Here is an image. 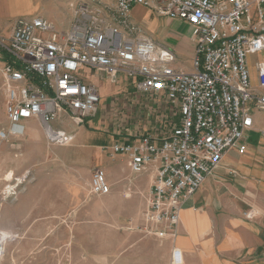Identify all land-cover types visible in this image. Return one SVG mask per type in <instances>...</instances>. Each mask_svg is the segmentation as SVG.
<instances>
[{"label": "built area", "instance_id": "obj_1", "mask_svg": "<svg viewBox=\"0 0 264 264\" xmlns=\"http://www.w3.org/2000/svg\"><path fill=\"white\" fill-rule=\"evenodd\" d=\"M134 5L191 28L192 71L173 67L174 53L132 19ZM70 7L66 34L36 16L15 20L8 36H0L8 122L0 142L23 136V122L34 119L49 146L72 144L75 132L64 123L81 127L98 108V89L87 81L90 74L102 73L112 83L123 76L137 92L161 96L177 113L175 127L161 143L147 136L138 144L114 143L108 154L126 156L136 176L153 173L140 230L174 237L183 205L228 150L246 152L243 134L253 129V114L264 113V60L254 64L255 86L247 62L248 56L264 52V0H111L108 11L79 1ZM11 180L8 193L13 195L30 173ZM109 192L105 171L94 168L89 196ZM251 217L248 212L246 218ZM172 258V264H180L177 250Z\"/></svg>", "mask_w": 264, "mask_h": 264}, {"label": "crops", "instance_id": "obj_2", "mask_svg": "<svg viewBox=\"0 0 264 264\" xmlns=\"http://www.w3.org/2000/svg\"><path fill=\"white\" fill-rule=\"evenodd\" d=\"M75 1L78 0H65L64 3L69 6ZM151 14L154 15L141 5H134L131 10L132 19L139 24L150 23ZM59 15L55 18L39 14L51 22L57 33L66 34L72 22V9L68 14L61 11L56 16ZM167 24L169 27L159 32L160 39L153 34L148 35L157 44L169 48L175 59L177 54L191 59V28L177 20L167 19ZM180 27H186L188 33L182 35ZM257 60H264V52L247 58L254 86L257 84L254 68ZM172 65L185 71L175 62ZM93 76L96 77L92 79ZM87 81L97 87L99 101L104 99L105 102L97 120L98 108L74 131L72 144L49 146L40 123L34 119L23 122V136L6 141L13 148L25 150L24 154L16 153L15 160L11 157L9 160L23 159L25 167L21 175L30 173V180L22 184L24 192L17 196V188L21 185L15 189V204L9 213L14 223L39 225L48 224L50 218H63L64 165L71 164L74 168L91 165L102 168L110 184V192L100 196L105 199L101 218L106 224H126L130 230L137 231L120 238L122 250L132 246V252L136 251L137 264H172L174 250L180 253V264H264V137L261 134L264 129L260 133L253 129L258 134L254 141L247 143L245 153L230 149L224 154L218 168L183 205L175 236L159 238L140 230L144 225L145 196L153 173L147 170L137 176L132 174L126 163L127 157H110L107 147L120 142L138 144L147 136L151 137V142L160 144V138L175 127L177 113H173L171 105L161 96L137 92L123 76L112 83L104 74L94 73L88 75ZM262 115H253V126L259 125ZM53 126L58 125L53 123ZM63 148L72 150V153H63ZM46 149H52L51 153L45 152ZM12 175L19 177L18 172L12 170L6 180H10ZM127 193L129 196L125 197ZM49 200L56 203L53 214L46 207ZM248 212L253 217L246 218ZM108 250L106 255L112 256L114 244L111 238ZM121 255L128 257L131 252ZM121 264L127 263L121 261Z\"/></svg>", "mask_w": 264, "mask_h": 264}, {"label": "rangeland", "instance_id": "obj_3", "mask_svg": "<svg viewBox=\"0 0 264 264\" xmlns=\"http://www.w3.org/2000/svg\"><path fill=\"white\" fill-rule=\"evenodd\" d=\"M79 1L90 2L95 7L103 8L104 11H108L111 5V0H102L100 3L78 0L75 3ZM64 2L65 0H0V13H3V16L0 17V36H8L14 21L20 18L31 19L39 16L40 13H44L48 17L59 18L60 15H56L61 11L68 14L72 8ZM149 22L148 24L141 23V26L146 34H153L157 39L161 38L160 30L169 27L167 18L155 14H151ZM179 30L182 35L188 33L186 27H180ZM175 64L187 72L192 70L191 59L183 55H176ZM95 77L93 76L92 79ZM119 79L121 80V76ZM2 84L3 80L0 76V131L7 128ZM99 92L102 94L101 89ZM104 102V99H100L95 120L100 117ZM259 113L261 114V112ZM256 114L253 115L256 116ZM261 120L259 125L253 126V129L258 133L264 129V113ZM63 127L75 132L79 128L73 127L67 122ZM253 129L244 132L242 140L246 143L254 141L257 136L258 133ZM51 151L52 149L45 150L48 153ZM62 152L69 154L72 153V150L63 148ZM16 153L21 155L25 153V150L19 147L13 148L6 141L0 142V233L6 234L7 232V235L13 237L10 242L6 243L7 241H5L6 244H3L1 248L0 264H121V261H125L127 264L138 263L139 258L135 256L136 251L132 252L130 249L132 246H127L122 250L120 242L121 237L125 238L126 235L137 231L130 230V226L126 224H106L105 219L101 218L104 211L102 207L105 203L104 197L89 196L88 194L90 174L94 168H97L91 165L84 168H74L71 164L64 165L65 209L63 218L60 220L55 217L50 218L48 224L39 225L14 223V218L12 216L10 218L9 213L11 206L15 204L16 196L8 193L12 185L11 179L14 177H11L10 181L6 180V176L12 170H16L19 177L25 173L21 175L25 167L23 159L9 160L10 157L15 160ZM32 153H35V150ZM21 192H24L22 185L17 188V196ZM46 205L47 210L50 209L52 214L55 213L56 203L54 201L49 200ZM110 238L114 244L112 256L106 255L109 252ZM123 252L125 254L131 252V256H122Z\"/></svg>", "mask_w": 264, "mask_h": 264}, {"label": "bare ground", "instance_id": "obj_4", "mask_svg": "<svg viewBox=\"0 0 264 264\" xmlns=\"http://www.w3.org/2000/svg\"><path fill=\"white\" fill-rule=\"evenodd\" d=\"M3 233H0V254H1V248H2L3 244L5 245L6 243L10 242L13 238L11 235H9V234L7 235V232H6V234H3ZM5 241H7V242L5 243Z\"/></svg>", "mask_w": 264, "mask_h": 264}]
</instances>
